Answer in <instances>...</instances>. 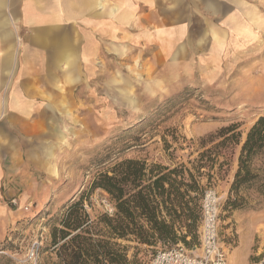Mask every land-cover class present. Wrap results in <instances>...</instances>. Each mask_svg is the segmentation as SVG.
<instances>
[{"label":"rangeland","instance_id":"1","mask_svg":"<svg viewBox=\"0 0 264 264\" xmlns=\"http://www.w3.org/2000/svg\"><path fill=\"white\" fill-rule=\"evenodd\" d=\"M238 45L212 62L206 53L174 48L158 60H153V52L145 53L144 57L152 56L146 65L138 58L140 53H133L130 61L121 60L102 74L89 71L90 82L81 95L93 110L57 133L56 146L49 158L42 157L40 169L11 177L1 186L0 205H6L7 212L14 214L10 219L17 220L7 224V215L1 219L5 226L0 230L5 233L0 238V264H30L29 252L36 242L41 243L38 264H54L51 226L65 201L74 192L86 190L96 174L117 160L138 157L167 162L175 157L181 161L190 154L194 159L204 150L201 138L231 124L238 125L244 139L264 114V43L257 49L242 45V51L236 50ZM204 145L207 149L214 143ZM239 150L240 146L233 154L232 148L224 150L232 164L222 175L214 174L208 187L219 192V236L228 263L260 264L264 262V205L260 210L224 208L228 195L223 198L222 191ZM244 192L257 197L253 191ZM14 197L15 206L10 203ZM261 200L264 203V197ZM85 205L93 219L112 208L109 195L101 190L92 192ZM118 242L130 247V264H150L154 252L149 247ZM195 246L186 248L196 251Z\"/></svg>","mask_w":264,"mask_h":264},{"label":"crops","instance_id":"2","mask_svg":"<svg viewBox=\"0 0 264 264\" xmlns=\"http://www.w3.org/2000/svg\"><path fill=\"white\" fill-rule=\"evenodd\" d=\"M263 43L264 0H0V189L40 169L57 133L93 110L81 95L89 71L133 53L143 65L145 53L158 60L174 48L212 62L231 46ZM7 211L1 204L0 228L5 215L17 220Z\"/></svg>","mask_w":264,"mask_h":264},{"label":"trees","instance_id":"3","mask_svg":"<svg viewBox=\"0 0 264 264\" xmlns=\"http://www.w3.org/2000/svg\"><path fill=\"white\" fill-rule=\"evenodd\" d=\"M237 129V124H231L201 138L204 150L194 159L191 154L187 160L172 157L167 162L122 158L96 174L86 190L74 192L65 201L51 226L54 264H130V247L118 240L145 245L153 252L179 243L199 245L202 198L214 174L229 170L232 159L223 153L228 148L233 154L240 146L224 208H263L264 114L250 126L244 139ZM207 141L214 145L205 149ZM165 148H170L169 143ZM96 190L109 195L113 210L93 219L85 200ZM244 191H253L257 197Z\"/></svg>","mask_w":264,"mask_h":264},{"label":"built area","instance_id":"4","mask_svg":"<svg viewBox=\"0 0 264 264\" xmlns=\"http://www.w3.org/2000/svg\"><path fill=\"white\" fill-rule=\"evenodd\" d=\"M10 203L17 205V198H12ZM201 204L200 243L195 246L196 251L187 249L182 243L170 248H159L153 253L150 264H229L227 250L219 236L221 202L218 190L208 187ZM112 210L110 208L109 212ZM40 246L38 242L33 244L29 252L30 264H38Z\"/></svg>","mask_w":264,"mask_h":264},{"label":"bare ground","instance_id":"5","mask_svg":"<svg viewBox=\"0 0 264 264\" xmlns=\"http://www.w3.org/2000/svg\"><path fill=\"white\" fill-rule=\"evenodd\" d=\"M264 264V263H263Z\"/></svg>","mask_w":264,"mask_h":264}]
</instances>
